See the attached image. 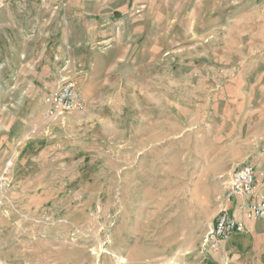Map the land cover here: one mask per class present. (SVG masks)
Segmentation results:
<instances>
[{"label": "rangeland", "instance_id": "obj_1", "mask_svg": "<svg viewBox=\"0 0 264 264\" xmlns=\"http://www.w3.org/2000/svg\"><path fill=\"white\" fill-rule=\"evenodd\" d=\"M60 81L91 99L48 119ZM244 162L264 0H0V264H209Z\"/></svg>", "mask_w": 264, "mask_h": 264}, {"label": "built area", "instance_id": "obj_2", "mask_svg": "<svg viewBox=\"0 0 264 264\" xmlns=\"http://www.w3.org/2000/svg\"><path fill=\"white\" fill-rule=\"evenodd\" d=\"M43 102L48 119L86 109L82 92L73 81H60L44 96ZM222 204L224 207L203 240V246L210 251H219L234 234H248L246 221L264 219V167L250 162L234 167L229 173Z\"/></svg>", "mask_w": 264, "mask_h": 264}, {"label": "crops", "instance_id": "obj_3", "mask_svg": "<svg viewBox=\"0 0 264 264\" xmlns=\"http://www.w3.org/2000/svg\"><path fill=\"white\" fill-rule=\"evenodd\" d=\"M88 95L89 91L86 95L84 91V99L87 100ZM246 222L249 223V233L234 234L219 251H210L209 264H264V219Z\"/></svg>", "mask_w": 264, "mask_h": 264}]
</instances>
